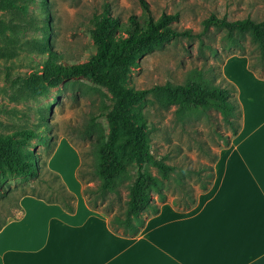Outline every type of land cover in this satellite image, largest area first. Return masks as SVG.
Wrapping results in <instances>:
<instances>
[{
	"label": "rangeland",
	"instance_id": "374dc122",
	"mask_svg": "<svg viewBox=\"0 0 264 264\" xmlns=\"http://www.w3.org/2000/svg\"><path fill=\"white\" fill-rule=\"evenodd\" d=\"M45 1L17 0L14 8L4 9L0 0V135L16 136L17 131L36 128L45 130L47 137L46 141L30 140V146L24 148L40 156L39 177L12 173L0 163V228L32 204H49L67 211L58 183L73 195L69 203L74 209L85 206L95 211L88 206L84 189L92 188L96 181L94 147L109 133L106 115L116 104L115 95L90 79L77 78L48 87L44 95L33 96L17 84L16 78L41 68L48 57L46 46L69 61H85L95 55L89 19L99 12L102 2H110L113 13L122 17L140 15L142 11L140 0ZM143 1L154 16L178 12L177 27L193 32L201 31V21L210 14L228 20L264 19V0ZM47 14L52 18L48 35L43 30ZM243 44L244 54L238 48L224 46L222 33L214 29L201 39L171 40L136 56L120 84L127 89L167 82L184 84L194 71L202 70L215 84L226 81L235 87L241 113L244 108L264 107V74L258 76L255 71L261 72L259 64L254 65V71L248 61L256 63V50L249 40ZM128 110L134 122H148L156 157H165L176 167L165 185L166 202L179 200L183 188L197 198L231 129L214 110L188 112L179 118L175 107L163 109L152 97ZM114 138L119 152L127 155V135L118 123ZM150 171L156 174L154 168ZM179 179L184 182L182 188ZM126 185L120 186V201L110 195L112 212L123 211ZM103 208L99 205L95 212L108 217Z\"/></svg>",
	"mask_w": 264,
	"mask_h": 264
},
{
	"label": "trees",
	"instance_id": "16d2710c",
	"mask_svg": "<svg viewBox=\"0 0 264 264\" xmlns=\"http://www.w3.org/2000/svg\"><path fill=\"white\" fill-rule=\"evenodd\" d=\"M17 0H2L4 9L14 8ZM43 4L46 3L43 0ZM141 14H130L122 17L113 13L110 2L104 1L99 6V12H94L89 19V30L96 46V53L85 61L64 60L46 46L48 57L38 70L26 76L16 78L30 95H44L48 87L59 85L68 80L87 78L96 85L107 87L116 97L114 108L107 113L109 133L103 136L94 147L96 164L93 176L96 181L93 187H86L84 193L88 196L87 204L93 210L104 205L103 211L108 215L109 227L124 236H135L145 224V220L159 212L160 205L166 202L165 185L176 167L166 162L165 157H156L152 147L150 127L145 119L134 122L128 110L130 106L152 97L163 109L175 107L174 113L180 118L188 112H217L222 121L231 129V135L225 137L226 145L229 139L237 135L242 113L236 101L235 87L226 82L215 84L208 80L202 70H196L184 84L165 83L145 89H127L120 84L126 70L132 65L133 59L145 51L162 47L171 40L201 39L208 35L210 29L222 33L224 46L238 48L244 54V42L249 40L256 50V63L250 59L249 66L259 64L258 76L264 74V19L254 20L250 17L228 20L210 14L201 21V31L179 29L176 23L179 13H161L152 15L147 4L140 0ZM49 10V8H48ZM51 16H45L43 30L50 33ZM52 42V40H51ZM117 123L127 135V155L119 152L116 147L114 131ZM43 129V128H42ZM39 131L43 134H39ZM45 130L29 128L13 135H0V163L15 174L26 178L39 177L37 162L41 161L34 151L24 149L29 147L30 140L42 138L46 141ZM216 157V155H215ZM215 162V158L213 163ZM150 168L156 170L152 174ZM209 179L202 185V191L208 189L213 178V168L206 174ZM125 182L126 198L121 212H112L110 195H116L120 201V186ZM181 188L184 182L178 180ZM63 194L65 208L73 211L69 203L74 197L64 191V186L58 183ZM189 189H182V195L172 205H183L181 210L190 209L196 202ZM110 215V216H109ZM1 229V228H0Z\"/></svg>",
	"mask_w": 264,
	"mask_h": 264
},
{
	"label": "crops",
	"instance_id": "0c3cea01",
	"mask_svg": "<svg viewBox=\"0 0 264 264\" xmlns=\"http://www.w3.org/2000/svg\"><path fill=\"white\" fill-rule=\"evenodd\" d=\"M95 211L32 204L0 229V264H264V107L242 110L190 209L162 203L135 236Z\"/></svg>",
	"mask_w": 264,
	"mask_h": 264
}]
</instances>
